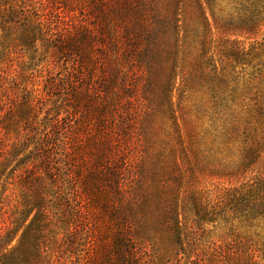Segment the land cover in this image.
I'll list each match as a JSON object with an SVG mask.
<instances>
[{"label": "trees", "instance_id": "obj_1", "mask_svg": "<svg viewBox=\"0 0 264 264\" xmlns=\"http://www.w3.org/2000/svg\"><path fill=\"white\" fill-rule=\"evenodd\" d=\"M45 5L0 0V264H264V0L125 5L113 43Z\"/></svg>", "mask_w": 264, "mask_h": 264}, {"label": "rangeland", "instance_id": "obj_2", "mask_svg": "<svg viewBox=\"0 0 264 264\" xmlns=\"http://www.w3.org/2000/svg\"><path fill=\"white\" fill-rule=\"evenodd\" d=\"M142 1L143 0H41V3H46V10L44 15L46 21H48L49 24L52 23V25H55V27H59L61 30H63L64 33H62V35L71 37L72 35L78 36L98 34V36H100L101 34L103 35V37H105L104 39L106 41L108 39L107 37H109V39H111V42L113 43L114 39H117L118 33L120 32V25L125 22L132 21V18L130 16L128 17L126 13L125 18L124 16H122V14L125 12V5H130L135 8L139 4V2ZM145 17L146 16L144 14V18ZM122 21L125 22L122 23ZM37 48L38 51L35 57L34 55L26 56L24 51L18 53V58L15 59L13 65L16 66L14 70L18 74L20 73V76L22 73L19 67L22 68V66L25 65L24 63H21V61L24 62L26 57H30L31 59L35 60L40 59L44 55V49L40 44ZM100 49L105 50L103 46L99 48V50ZM23 55H25L26 57L24 58ZM112 60V62H114V59ZM45 61L48 62V58L47 60L45 59L43 63ZM72 64L75 65L73 60H70L69 64L62 60L58 62L57 66L55 65V72L61 70L63 68V65H66L67 69H71ZM69 66L71 67L68 68ZM250 72L251 71L247 70V73ZM93 135H95L93 129H89V131L86 132V138H89ZM103 226L104 225H102V227ZM224 234L229 233H227L226 230H224L223 232L213 231L212 235H209V238L204 240V250L211 254L212 250L210 245L212 243H217L223 246L226 240L230 241L229 239H231V237L225 236ZM98 253L100 254V251H98ZM59 258V261L55 258L51 259V263L49 264H75L76 260L78 259L75 254L69 255L67 253V249L66 251H64L63 256L61 255ZM219 260V258H214V263L211 260L209 262H205V264L223 263H219ZM180 264L196 263L192 258L191 261L186 262L185 260H183L180 262Z\"/></svg>", "mask_w": 264, "mask_h": 264}]
</instances>
